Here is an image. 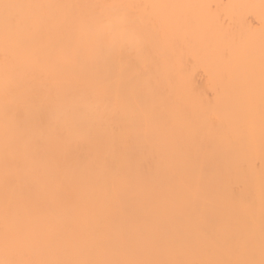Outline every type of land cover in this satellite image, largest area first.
I'll use <instances>...</instances> for the list:
<instances>
[{"label":"bare ground","instance_id":"obj_1","mask_svg":"<svg viewBox=\"0 0 264 264\" xmlns=\"http://www.w3.org/2000/svg\"><path fill=\"white\" fill-rule=\"evenodd\" d=\"M0 264H264V0H0Z\"/></svg>","mask_w":264,"mask_h":264}]
</instances>
